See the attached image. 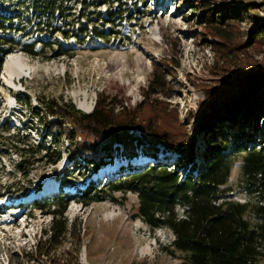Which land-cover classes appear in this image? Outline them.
<instances>
[{"label":"trees","instance_id":"trees-1","mask_svg":"<svg viewBox=\"0 0 264 264\" xmlns=\"http://www.w3.org/2000/svg\"><path fill=\"white\" fill-rule=\"evenodd\" d=\"M126 1L0 0V76L7 56L15 52L46 60L70 55V48L57 37L81 44L86 40L96 43L95 39L109 42L111 36L120 38L116 22L135 18L122 7ZM234 2V6L219 11L220 23L246 20L255 13V0ZM101 7L104 13L97 11ZM215 12H206L205 19L216 23ZM255 20L264 33V16L256 13ZM251 42L227 43L219 66L229 65L231 52ZM238 72V77L221 73L220 80L198 85L204 99L195 111L190 109L184 121L171 95L164 94L166 74L159 70L143 89V99L133 107L117 105L105 97L96 102L92 111L85 112L71 101L40 100V109L46 111L45 133L34 139L25 130L13 128L8 118H0V158L17 156L15 174L23 175L20 185L37 163L61 160L63 142L72 150L73 168L85 164L91 173L107 164V158L112 160L119 145L129 156L136 155L140 145L155 161L143 168L132 167L120 179H109L105 186L111 193L135 192L138 216L153 228L170 227L174 240L169 249L181 252L186 264H260L264 259V151L248 146L251 132L240 129L256 128L258 119L264 118V63L239 68ZM40 109L35 108L38 119L42 116ZM223 121L240 125V129L227 127ZM201 130L210 138V145L202 159L193 162L196 133ZM160 148L176 151L177 159L170 162L159 158ZM237 157L242 161L243 191L257 192L259 202L235 200L232 187L226 185ZM181 168L186 172H180ZM16 185L10 184L2 197L12 201L27 196L31 190H41L38 183ZM62 185L74 183L63 181ZM103 191L106 189L90 182L78 199L88 205L103 199ZM73 198L76 196L58 195L53 200L34 199L31 203L35 209H47L53 217L52 224L43 229L45 239L37 246L41 256H49V264H82L78 254H52L68 232L64 213ZM178 207H182V215ZM43 243L48 251L40 248Z\"/></svg>","mask_w":264,"mask_h":264},{"label":"rangeland","instance_id":"rangeland-1","mask_svg":"<svg viewBox=\"0 0 264 264\" xmlns=\"http://www.w3.org/2000/svg\"><path fill=\"white\" fill-rule=\"evenodd\" d=\"M255 1V13L248 19L220 23L219 11L234 6V0H127L122 7L128 10V16L135 18L116 22L119 23L116 29L122 34L120 38L111 36L109 42L95 39L96 43L86 40L81 44L75 39L65 42L57 37L70 48V55L49 60L24 52L7 56L0 76V118H8L13 128L23 129L34 139H40L45 133L46 117V111L40 109V100L71 101L85 111L78 106L82 103L89 108L85 112L92 111L96 102L105 97L117 105L133 107L143 99V89L159 70L166 74L164 94L171 95L181 120H187L190 109L195 111L204 99V91L198 85L220 80L222 74L238 77L239 68L250 69L264 63V33L255 20L256 13L264 16V1ZM213 10H216V23L204 17ZM97 11L104 13L105 8ZM234 40L252 42L247 47L234 49L230 64L220 67L218 61L224 56L223 49ZM142 61L144 67H140ZM110 62H116L112 77L108 71ZM36 107L44 118L39 115L38 119ZM191 122L192 119L189 127ZM223 122L227 127L237 126ZM258 122L256 128L240 129V125L237 128L251 132L248 146L264 151V118ZM208 139L203 130L196 133L193 162L197 158L201 160L208 151ZM66 145L63 142L61 160L37 163L20 185L18 181L23 175L15 174L17 156L0 158V264H49V256H41L37 246L45 239L43 229L52 224L53 217L47 209L31 206L30 192L28 202L21 206L3 198L13 183L19 187L27 183L41 184L48 192L52 190L53 193L46 194L52 200L58 195L70 197L78 190L64 213L68 232L52 254H78L82 264H186L181 252L169 249L174 240L172 229L165 225L153 228L138 216L139 200L135 192L111 193L105 186L107 179H120L132 167L143 168L146 163L154 162V159H145L140 145L134 156L123 153L119 145L112 160L107 158L108 163L92 173L85 164L73 168L72 150L65 148ZM160 152L169 155L170 162L178 156L172 149L160 148ZM237 161L241 159H235L226 185L232 187L235 200L259 202L257 192L243 191L242 169L241 165L236 167ZM190 166L191 163L186 169ZM186 169L181 168L180 172ZM63 181H73L75 188L65 187L59 193ZM90 182L106 191L101 193L103 199L86 205L78 198L82 196L80 189ZM55 188L58 191L54 192ZM177 211L182 215V207ZM40 248L49 250L44 243ZM260 264H264V259Z\"/></svg>","mask_w":264,"mask_h":264},{"label":"bare ground","instance_id":"bare-ground-1","mask_svg":"<svg viewBox=\"0 0 264 264\" xmlns=\"http://www.w3.org/2000/svg\"><path fill=\"white\" fill-rule=\"evenodd\" d=\"M115 64H116V62H110V63L108 64V71L111 72L110 77L113 76V72H114V69H115V67H116ZM144 65H145V62L142 61V63H140V67H144ZM78 106H79L80 108L84 109L85 111H86V110H89V108L85 107V105L82 104V103H79ZM162 157H163V156H162ZM50 188H52V187H50ZM56 189H57V188H55L54 190H56ZM55 192H56V191H55ZM16 222H17V219L14 220V223H15V224H16ZM23 235H25V232L23 233Z\"/></svg>","mask_w":264,"mask_h":264},{"label":"clouds","instance_id":"clouds-1","mask_svg":"<svg viewBox=\"0 0 264 264\" xmlns=\"http://www.w3.org/2000/svg\"><path fill=\"white\" fill-rule=\"evenodd\" d=\"M241 164H242V161H237V165H236V167L239 168ZM242 202H243V201H242Z\"/></svg>","mask_w":264,"mask_h":264}]
</instances>
